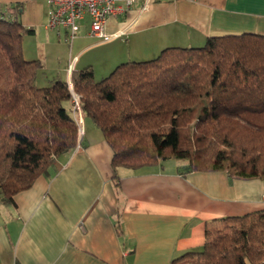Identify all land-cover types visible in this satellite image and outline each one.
<instances>
[{"label": "crops", "instance_id": "0c3cea01", "mask_svg": "<svg viewBox=\"0 0 264 264\" xmlns=\"http://www.w3.org/2000/svg\"><path fill=\"white\" fill-rule=\"evenodd\" d=\"M1 18L34 31L23 37L22 53L43 64L37 87L70 81L74 70L85 67L78 66L79 56L105 44L88 36L87 18L71 42L66 31L46 30L43 0H0ZM126 24L125 43L142 49L126 54L115 44L98 60V78L89 64L95 79L120 63L152 59L166 47H200L209 36L264 35V0H154L145 11L135 4L125 16L108 19L105 33ZM82 38L95 41L81 46ZM111 158L101 132L83 116L74 149L14 194L11 203L0 195V264H172L201 250L206 224L264 210L259 179H231L222 170L184 173L185 163L175 160L114 171Z\"/></svg>", "mask_w": 264, "mask_h": 264}, {"label": "trees", "instance_id": "16d2710c", "mask_svg": "<svg viewBox=\"0 0 264 264\" xmlns=\"http://www.w3.org/2000/svg\"><path fill=\"white\" fill-rule=\"evenodd\" d=\"M33 32L0 19V195L10 203L78 141L66 82L37 87L43 64L23 57L22 39ZM71 82L83 115L112 151L114 171L175 160L186 163L184 173L222 170L264 187V35L166 47L152 59L120 63L98 81L88 65L74 70ZM112 183L118 194L116 175ZM182 259L264 264V210L206 224L201 250L172 264Z\"/></svg>", "mask_w": 264, "mask_h": 264}, {"label": "built area", "instance_id": "2783aa9c", "mask_svg": "<svg viewBox=\"0 0 264 264\" xmlns=\"http://www.w3.org/2000/svg\"><path fill=\"white\" fill-rule=\"evenodd\" d=\"M46 4V19L44 27L57 34L66 31L67 39L71 42L77 35L79 23L87 18L88 36L101 42H107L115 37L123 36L129 30L126 24L114 34L105 33L108 19L125 16L135 4L139 11H145L154 0H43ZM71 82L68 87L72 89ZM72 95L73 92L71 91ZM71 113L79 131L82 121V111L77 96L73 97Z\"/></svg>", "mask_w": 264, "mask_h": 264}, {"label": "rangeland", "instance_id": "374dc122", "mask_svg": "<svg viewBox=\"0 0 264 264\" xmlns=\"http://www.w3.org/2000/svg\"><path fill=\"white\" fill-rule=\"evenodd\" d=\"M130 24V23H129ZM119 30V29H118ZM116 32V31H115ZM114 32V33H115ZM108 35H110V34H108ZM115 38H117V37H115ZM126 38H127V36H125V35H123L121 38H118V39H116V40H112V41H107V42H105V44H102V45H98V46H96V47H93V48H91V49H89V50H87V51H85V52H83L80 56H79V59H78V62H77V64H78V66L80 65V64H84V66H86L87 64L89 65L91 62H93V64H94V66H95V68H96V73H95V78H98V72H99V69H100V65L101 64H99V61L98 60H100L101 58H103L104 56L106 57L107 55V53L108 52H111V51H109V49L110 48H112L115 44H118V43H121V49L123 48L124 49V51H125V53L126 54H128V53H134V54H139V52H140V50L142 49V48H139L137 45H135V44H132V43H125V41H126ZM114 39V38H113ZM92 41H95L94 39H92V38H82V40H81V46H83V45H85V44H88V43H91ZM99 41V40H98ZM100 43H104V42H101V41H99ZM80 50V47H73V49H72V55H74V54H76L78 51ZM97 52H98V54L99 55H97ZM119 58H121V57H119ZM119 58H116L114 61H116V60H118ZM117 62V61H116ZM98 64V65H97ZM97 66H98V68H97ZM93 68V67H92ZM109 74V73H108ZM106 76V75H105ZM94 78V80L96 81L97 79H95ZM102 78V77H101ZM100 78V79H101ZM99 80V79H98ZM97 80V81H98ZM66 82V85H67V89L69 90V92H70V95H71V100H70V102H69V107L70 108H72V105H73V103H74V101H73V97L75 98L76 96H77V98L79 97L75 92H74V90H73V86L71 85V87H72V89L71 88H69L68 87V83L69 82H71V81H65ZM71 84H72V82H71ZM36 85V84H35ZM71 91L73 92V95H72V93H71ZM78 101H79V106H80V108H81V105H80V100H79V98H78ZM81 111H82V109H81ZM82 113V112H81ZM83 113H82V119H83ZM183 162V161H182ZM181 162V163H182ZM185 163V162H184ZM185 165H186V163H185Z\"/></svg>", "mask_w": 264, "mask_h": 264}, {"label": "bare ground", "instance_id": "6f19581e", "mask_svg": "<svg viewBox=\"0 0 264 264\" xmlns=\"http://www.w3.org/2000/svg\"><path fill=\"white\" fill-rule=\"evenodd\" d=\"M71 81V80H70ZM73 86V85H72ZM79 98V97H78Z\"/></svg>", "mask_w": 264, "mask_h": 264}]
</instances>
